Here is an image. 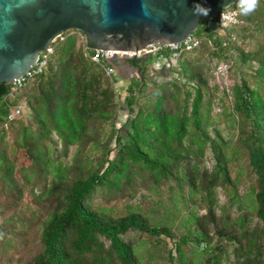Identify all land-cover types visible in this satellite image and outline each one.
<instances>
[{
	"label": "trees",
	"instance_id": "trees-1",
	"mask_svg": "<svg viewBox=\"0 0 264 264\" xmlns=\"http://www.w3.org/2000/svg\"><path fill=\"white\" fill-rule=\"evenodd\" d=\"M217 19L203 17L194 34L200 45L182 52L175 62L166 50L161 53L168 62L159 60L160 53L126 60L137 69L129 79L109 74L107 68L116 67L118 61H94L95 49L84 34L69 29L53 44L54 52L41 73L15 91L14 84L0 83V179L16 189L17 199L22 200L26 192L36 203L45 197L41 246L24 264H142L140 245L133 238L127 240V234H147L153 242L166 245L169 264H264V95L259 90L264 87V41L246 50L237 31L255 26L264 33V1L243 15L244 23L238 27L222 29ZM202 53L216 60L215 69L223 62L231 69L234 60L251 70L238 71L232 98L240 118L239 143L255 175L248 186L260 221L254 228L247 212L234 216L218 205L220 183L233 186L232 206L241 195L230 172L236 157L224 148L234 134L225 137L219 128L210 131L207 118L204 125L207 80L199 64ZM151 65L157 76H172V90L157 84ZM153 82L157 98L144 101L142 95ZM183 86L195 91L190 115H182L175 106ZM24 102L23 113L6 125L12 109ZM121 112L127 119L118 127ZM190 123L194 129L187 146ZM9 132L15 134L11 154L4 147ZM72 146L77 151L67 162ZM207 148L215 159L210 172L198 160ZM15 171L24 175L21 185ZM138 177L152 182L147 183L149 189L169 179L179 189L187 186L192 205L186 206V215L172 224L155 223L136 205L115 215L94 204L97 190L116 197L130 195ZM42 179L44 189L37 196L36 184ZM199 194L205 212L198 209ZM0 214H4L2 202Z\"/></svg>",
	"mask_w": 264,
	"mask_h": 264
},
{
	"label": "rangeland",
	"instance_id": "rangeland-1",
	"mask_svg": "<svg viewBox=\"0 0 264 264\" xmlns=\"http://www.w3.org/2000/svg\"><path fill=\"white\" fill-rule=\"evenodd\" d=\"M237 31L239 33V40L242 41V46L246 50L253 47L257 42L264 41V33L260 27L252 26L250 30L245 32L241 28H238ZM215 62L216 60L209 54H200L199 64L207 80L202 115L204 116V125L206 124V118L211 123L207 126L210 131L214 128H219L225 137L234 134L229 145L224 146V148L231 151L230 157H236L230 162V172L232 179L237 182L239 187L238 195L240 194L241 198L238 199L235 205H231V199L236 194L233 186L229 183H220L216 189V197L218 199V205L220 207L226 206L227 211H230L234 216L247 212L249 219H251L250 226L254 228L260 224V221L253 212L254 202L249 195L248 186L251 181H254L255 175L249 166L247 152L239 143L240 128L238 122L240 118L234 111L232 98L233 86L239 81L238 71L240 69H246L248 72H251V70L246 65L240 62L235 63L233 60L231 69L229 68L228 71V77L219 76L216 74V69L214 68ZM126 64V60H121L116 65L115 74L122 79H129L137 74V69L134 67H132V71L124 70L123 67ZM150 69H152L151 74H154L155 72L153 70L156 67L151 65ZM155 76L157 84L164 85L168 90H172V86L169 84L173 79L172 76H157L154 74L153 77ZM247 78L253 86H257L252 77L247 76ZM155 87L154 82L149 85L145 94L142 95V98L145 99L144 101L152 102L156 100ZM182 88L180 94H178L175 106H179V113L182 115H190L195 91L192 86H183ZM259 90L264 95V87H261ZM187 92L189 96H187ZM126 119L127 115L121 112L117 126L122 125ZM193 129L190 123L187 126L188 137L185 139L187 146L190 144ZM211 134L215 136V132L212 131ZM14 138L15 134L9 132L7 135L8 144L4 146L8 149L9 154H11L10 149ZM114 144L113 141L112 145ZM76 151V146L70 148L68 156L65 157L67 162H71ZM19 157L21 161L25 162L22 153H19ZM93 158L95 159V157ZM198 160L200 161L202 169L208 170L209 172L214 170L215 159L210 148H207L205 156L199 157ZM91 162L95 163L94 160H91ZM14 176L17 183L21 185L24 175L19 171H15ZM141 180V177L136 178L134 190L131 191L130 195L123 197H116L114 194H106L105 192L97 190L93 202L96 206L105 207L113 211L115 215L125 213L130 207L136 205L146 212L155 223L172 224L186 215V206L191 207L192 205L189 201L190 192L187 186L179 189L175 180L169 179L160 180L158 184H155L154 188L149 189L147 188V183L152 182L150 180ZM44 184V179L38 181L35 195L42 194ZM15 193L16 189L14 191V188L6 180L0 179V202H2V208L4 209V214H0V264H24L41 246L40 232L42 229V221L46 217L44 207L45 197H43L40 203H36L32 199L33 196L27 194V192L22 200L14 197ZM201 197L199 194L196 202L200 204L198 209L201 212H205L206 208L201 201ZM240 205L242 209L238 210ZM218 213H222V211L219 210ZM125 238L127 240L133 238L138 241L140 253L143 256L142 264H169L168 247L163 243L153 242L154 239L150 238L147 234H127ZM232 258L235 259L233 256Z\"/></svg>",
	"mask_w": 264,
	"mask_h": 264
},
{
	"label": "water",
	"instance_id": "water-1",
	"mask_svg": "<svg viewBox=\"0 0 264 264\" xmlns=\"http://www.w3.org/2000/svg\"><path fill=\"white\" fill-rule=\"evenodd\" d=\"M237 1L0 0V83L24 77L69 29L81 31L94 49L138 52L150 43H177L194 34L205 16L193 14L197 4L210 9L211 19Z\"/></svg>",
	"mask_w": 264,
	"mask_h": 264
},
{
	"label": "built area",
	"instance_id": "built-area-1",
	"mask_svg": "<svg viewBox=\"0 0 264 264\" xmlns=\"http://www.w3.org/2000/svg\"><path fill=\"white\" fill-rule=\"evenodd\" d=\"M264 1V0H263ZM238 1L232 4L231 6L227 7L226 9L219 12V14L216 16L217 24L222 29H231L233 27H238L244 23L242 19V14H240L239 8L237 6ZM224 11L225 13V19L222 22L221 14ZM235 14V16H233ZM65 34V33H64ZM64 34L58 36L48 47V49L41 52V56L37 64L22 78L18 79L13 86V91L21 88L23 85L26 84V82L32 78L34 75L41 73L47 64L49 56L54 52V46L53 44L58 39H63ZM233 39H236L235 34H231ZM84 40L86 41V36L83 35ZM201 39L196 37L194 34L188 36L184 40L177 42V43H161V42H155L148 44L144 49L134 52V51H120V50H99L95 49V52L91 55L92 59L96 62H103L108 61L110 62L112 60V57L114 55H118L121 57L128 56L130 58H134L137 56H142L144 54H156L160 53L159 60L161 62H168V58L172 61H177L182 52L184 51H190L200 45ZM169 51L170 55L168 58L165 56L164 53H161L162 51ZM88 54V53H87ZM107 71L109 74H115L116 67H108ZM228 71H229V64L228 63H220L216 68V74L219 76H225L228 77ZM27 107V104L20 103L16 105L12 111L9 113L6 121V125L15 120L18 116H20L25 108Z\"/></svg>",
	"mask_w": 264,
	"mask_h": 264
},
{
	"label": "clouds",
	"instance_id": "clouds-1",
	"mask_svg": "<svg viewBox=\"0 0 264 264\" xmlns=\"http://www.w3.org/2000/svg\"><path fill=\"white\" fill-rule=\"evenodd\" d=\"M237 6L239 8L240 14L248 15L257 9V7L259 6V0H238ZM200 9H203V11H200ZM209 12H210V9L204 7L201 4H197L193 10L194 15L203 14L206 16ZM233 16H235V14H233ZM221 18H222V22H223L225 19L224 11L221 14Z\"/></svg>",
	"mask_w": 264,
	"mask_h": 264
},
{
	"label": "crops",
	"instance_id": "crops-1",
	"mask_svg": "<svg viewBox=\"0 0 264 264\" xmlns=\"http://www.w3.org/2000/svg\"><path fill=\"white\" fill-rule=\"evenodd\" d=\"M123 69H126L127 71H132V67L128 63L123 67Z\"/></svg>",
	"mask_w": 264,
	"mask_h": 264
}]
</instances>
